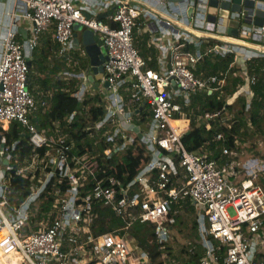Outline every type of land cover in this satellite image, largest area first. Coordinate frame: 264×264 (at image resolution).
Returning <instances> with one entry per match:
<instances>
[{
    "label": "built area",
    "instance_id": "built-area-1",
    "mask_svg": "<svg viewBox=\"0 0 264 264\" xmlns=\"http://www.w3.org/2000/svg\"><path fill=\"white\" fill-rule=\"evenodd\" d=\"M23 2V12L14 13L1 38L0 126L16 121L29 134L32 154L22 162L16 160V173L30 176L38 185L22 202L11 199L9 171L18 141L6 144L0 132L8 161L0 171V253L17 264H264V183L259 181L264 179V158H244L238 134L228 143L223 132L217 133L221 157L190 151L183 142L194 118L235 123L226 106L205 113H200V105L188 109L195 95L218 92L228 83L232 64L227 70L198 74V65L208 54L234 56L248 83L239 84L235 96L243 95L246 110L251 109L257 77L248 74L249 62L264 60V45L253 40V29L240 28L237 37L229 35L220 16L209 21L211 0ZM103 11L110 12L109 21L99 17ZM255 17V9L248 8L230 12L227 18L254 28ZM23 18L31 24V35L21 42L18 22ZM76 24L92 29L108 56L97 90L103 115L83 154L74 152L75 144L58 122L51 134V129L37 127L32 116L40 106L29 88L28 61L40 36L53 30L59 54L79 68L65 72L67 78L78 80L74 96L84 102L95 92L88 78L90 64L86 73L80 66L77 52L88 56L75 43ZM142 30L151 34L158 48L155 65L136 47L137 32ZM248 123L252 124L250 119ZM138 146L148 160L132 180L106 174L102 165L107 160L124 162L129 149ZM43 147L47 149L41 153ZM45 190L56 197L53 217L44 216L36 206ZM187 200L197 210L199 242L205 247L199 260H175L165 250L154 259L130 238L128 230L134 223L151 222L163 250ZM104 206L111 207L124 224L96 233L95 210ZM39 215L43 216L34 220Z\"/></svg>",
    "mask_w": 264,
    "mask_h": 264
},
{
    "label": "trees",
    "instance_id": "trees-1",
    "mask_svg": "<svg viewBox=\"0 0 264 264\" xmlns=\"http://www.w3.org/2000/svg\"><path fill=\"white\" fill-rule=\"evenodd\" d=\"M106 21L108 20L106 19ZM58 48L59 46L54 36L52 37L49 34L43 33L39 38L38 45L31 59L29 88L40 103V110L32 116V120L40 130L51 129L48 134L52 133L55 123L58 122L64 127V131L69 134V142L75 144L74 152L83 154L86 151V145H91V142H93L91 134L94 131L95 122L103 115V109L99 106L101 101L100 94H89L87 100L84 102H80L74 96L78 80L77 78H64L62 76L63 70L68 68V66L66 59H64L65 57L58 55ZM231 64L232 68L227 85L218 92H203L195 95L188 109L200 105V113H205L206 111H215L226 106L229 112L234 115L235 123L223 124L219 118L217 120L204 121L192 119L190 129L183 135V142L190 151L206 152L210 153L212 157H221L222 143L216 140L217 133L223 132L228 143H232L234 135L237 134L241 136L244 142L248 138L246 126L249 119L253 126L256 127L253 134H264L263 59H255L249 62L248 74L257 77V81L252 87L255 95L252 107L249 110H246L245 97L240 93L235 96L238 91L237 86L242 83L244 87H247L248 83L247 74L241 70L238 64L234 63L233 55L208 54L205 56L204 61L198 65L197 72L206 76L219 70H227ZM51 66L52 68L50 69ZM35 85H39L44 89H35ZM73 114L74 117L70 121L69 118ZM14 140H18V144L13 152L15 159L12 163L14 168L9 171L12 189L11 199L20 203L30 195L38 183L37 180L32 181L30 176L16 173L18 162H22L32 154L29 134L25 133V129L16 121L11 123L9 130L5 133L6 144H11ZM46 149L47 147H43L40 149V152L44 153ZM147 160L148 156L145 150L143 147L138 146L129 149L124 162L117 163L116 161L107 160V165H102V167L106 169V174L117 175L123 178L124 182H128L136 176L141 165ZM66 188L67 186L64 185L63 189ZM55 198L49 190H45L42 193L36 206L39 210L45 211L44 216L53 217ZM184 203L189 213L195 212L196 209L190 204L189 200L184 201ZM175 207L178 208L179 205L176 204ZM42 216H35L34 220ZM94 216V231L96 233L111 231L115 227L124 224L123 219L117 216L115 211L108 206L95 210ZM183 216L184 214L177 215L176 223L172 225V230L178 224H185ZM31 225L33 228L37 227L34 222ZM192 229L195 240H192L189 244H184L179 254L172 255L171 258L187 262L199 260L205 255V247L199 242L201 236L196 219L194 220ZM128 232L130 238L138 242L154 259L161 256L164 250L172 253L173 247L169 241L164 242L165 248L163 250L160 249L161 244L156 240L154 224L151 222H136ZM9 264H12V262Z\"/></svg>",
    "mask_w": 264,
    "mask_h": 264
},
{
    "label": "water",
    "instance_id": "water-1",
    "mask_svg": "<svg viewBox=\"0 0 264 264\" xmlns=\"http://www.w3.org/2000/svg\"><path fill=\"white\" fill-rule=\"evenodd\" d=\"M179 1V0H171ZM252 8L255 9V21L254 28L250 23H242L238 27H230L229 34L237 37L239 35V29L252 30L254 31L253 40L261 42L264 45V1L256 0H232V1H222L211 0L209 9V21L215 22L217 16L220 18H227L230 12H241L242 9ZM110 13V12H109ZM192 13V9L189 10V14ZM108 14L100 15V18L104 19ZM75 43L78 46H83L85 52L89 58V64L91 67V73L88 78L90 82L94 84L95 89H98L103 77H104V65L103 63L108 59L107 49L103 46V42L100 37L95 34L92 29H85L81 24L75 25ZM83 31L82 39L79 38V32ZM29 66H31L32 61H28ZM107 87L108 82L104 83ZM0 147L4 148L5 144H0ZM7 163V162H6Z\"/></svg>",
    "mask_w": 264,
    "mask_h": 264
},
{
    "label": "crops",
    "instance_id": "crops-1",
    "mask_svg": "<svg viewBox=\"0 0 264 264\" xmlns=\"http://www.w3.org/2000/svg\"><path fill=\"white\" fill-rule=\"evenodd\" d=\"M258 1H262V0H258ZM23 3H24L23 0H0V55H1V38L3 37L7 28H9V26L11 25L12 16L14 15V13L23 12L22 11L24 9ZM103 14H106V12L103 11V12L99 13V17H100V15H103ZM107 14L109 15V13H107ZM108 15L106 17H104V19L105 20L107 19L109 21ZM18 26H19V31H20L19 39L21 42H24L31 35V24L28 20L23 18L18 22ZM187 27L191 30H194L192 26H187ZM229 28L230 27L228 26V28H227L228 33H229ZM44 33L49 34L53 37V30L46 31ZM82 34H83V31H80L79 32V38L80 39H82ZM151 40H152L151 34L149 32H147L146 30H142V31L137 32L136 43L139 45V50H140L141 54L147 58L152 57L153 58L152 64L155 65V64H157V58L159 56V51H158L157 46L155 44H153ZM58 55L61 56L59 54V48H58ZM64 59H66V58H64ZM87 59H89V58H87ZM66 63H67V60H66ZM67 66H68V68H65L62 72V76L64 78H66V75H65L66 71H79L78 66L75 67L72 63L71 64L67 63ZM51 68H52V66L50 67V69ZM50 69H48V70H50ZM74 69H76V70H74ZM29 85H30V82H29ZM34 88L35 89H40V88L44 89L39 85H35ZM77 88H78V86H77ZM97 90L98 89H96L95 92H93V94L98 93ZM38 103H39V101H38ZM39 106H40V103H39ZM10 125H11V123H6V124H4V126H0V132L4 136H5V133L9 130ZM14 141H18V140H14ZM2 151H3V148L0 147V171H4L5 166L8 164V161L5 158V155L3 154Z\"/></svg>",
    "mask_w": 264,
    "mask_h": 264
},
{
    "label": "rangeland",
    "instance_id": "rangeland-1",
    "mask_svg": "<svg viewBox=\"0 0 264 264\" xmlns=\"http://www.w3.org/2000/svg\"><path fill=\"white\" fill-rule=\"evenodd\" d=\"M218 20L221 24L227 25L229 27L240 26V21L234 20L232 18H219ZM135 44H136V47L139 49V45L136 43V39H135ZM80 52L81 50L77 52V55L80 61V66L84 70V73H86L88 71L89 59L82 56ZM90 95H94L93 91L90 92ZM246 127L248 129V138L246 139V141L244 142L242 141L243 143L242 148H241L242 156L244 158L249 157V156H260L264 158V134L259 133L257 135H254L253 132L254 130H256V127H254L253 124L247 123ZM259 181L260 183L261 182L264 183V179L259 180ZM183 207L185 210V212H183L184 214L183 217L185 218L184 219L185 224L184 225L178 224L172 230V238L170 239L169 242L171 246L173 247V250H172V253L170 251H166L170 257L172 255L175 256L176 254H179V251L184 244H188L190 241L195 240L192 226L197 216V210H195L194 213H191V212L189 213L184 202H183ZM185 256L188 257V255L186 254ZM257 259L258 261L261 260V258L258 256H257ZM9 263H10L9 259L4 260L0 255V264H9ZM12 264H16V263L12 262Z\"/></svg>",
    "mask_w": 264,
    "mask_h": 264
},
{
    "label": "bare ground",
    "instance_id": "bare-ground-1",
    "mask_svg": "<svg viewBox=\"0 0 264 264\" xmlns=\"http://www.w3.org/2000/svg\"><path fill=\"white\" fill-rule=\"evenodd\" d=\"M0 254H1V253H0ZM1 257H2L4 260L7 259L6 256H3L2 254H1ZM12 262H15V263L17 264L16 260H15V261H12Z\"/></svg>",
    "mask_w": 264,
    "mask_h": 264
}]
</instances>
